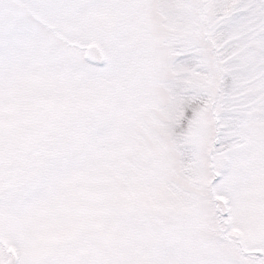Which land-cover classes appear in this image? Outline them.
<instances>
[{
  "label": "snow or ice",
  "instance_id": "1",
  "mask_svg": "<svg viewBox=\"0 0 264 264\" xmlns=\"http://www.w3.org/2000/svg\"><path fill=\"white\" fill-rule=\"evenodd\" d=\"M0 264H264V0H0Z\"/></svg>",
  "mask_w": 264,
  "mask_h": 264
}]
</instances>
